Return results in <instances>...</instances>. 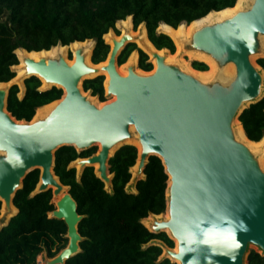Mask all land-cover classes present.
Returning a JSON list of instances; mask_svg holds the SVG:
<instances>
[{
  "label": "water",
  "instance_id": "1",
  "mask_svg": "<svg viewBox=\"0 0 264 264\" xmlns=\"http://www.w3.org/2000/svg\"><path fill=\"white\" fill-rule=\"evenodd\" d=\"M247 1L248 8L200 26L185 43L187 50L210 56L220 69L232 64L234 74L227 81H202L177 63L165 62L166 54H158L163 49L151 43L154 70L137 73L131 65L126 76L119 75L117 56L135 39L127 30L118 39L111 37L112 46L100 68L90 61L92 50L91 65L81 49L68 65L61 55L35 61L27 56L32 51L23 49L27 54L22 57L21 77L0 83V202L3 214L10 215L6 224L16 213L11 212L16 190L28 172L38 169L33 193L50 189L52 201L57 198V210L50 216L62 219L67 227L69 243L53 263L64 264L80 250L81 216L69 188L54 175L56 149L69 146L80 152L99 144L95 153L73 164L80 174L93 167L111 188L108 159L120 146L132 144L126 143L129 139L140 146L134 186L144 178L149 156L160 158L167 175L168 219H153L148 228L154 233L167 229L177 242V252L161 245L164 258L179 264H246L250 244L263 254L264 171L232 127L246 107L264 96V73L250 60L261 51L264 0ZM12 69L15 77L16 68ZM99 69L109 77L106 95L114 96L100 107L78 86L84 79L103 76ZM31 76L50 84L45 89L61 88L63 94L43 117L17 121L6 110L8 88L17 82L24 86Z\"/></svg>",
  "mask_w": 264,
  "mask_h": 264
},
{
  "label": "trees",
  "instance_id": "2",
  "mask_svg": "<svg viewBox=\"0 0 264 264\" xmlns=\"http://www.w3.org/2000/svg\"><path fill=\"white\" fill-rule=\"evenodd\" d=\"M236 0H0V83L14 77L12 67L17 64L14 52L49 50L56 45L74 41L93 40L90 61L98 64L106 59L109 46L103 35L118 20L131 17L134 28L144 24L146 36L156 49L175 50L171 38L157 32L160 23L176 28L190 23L211 11L234 6ZM135 45L128 43L117 56V64L124 63ZM256 64L264 73V58ZM151 63L138 50V68L151 70ZM191 67L207 70L202 61L194 60ZM104 77L84 79L81 88L104 101ZM40 80L31 76L24 80V92L12 84L8 88L6 110L17 121H30L38 107L59 100L61 88L40 89ZM245 136L259 141L264 135V96L250 104L238 116ZM96 152L95 147L77 152L62 146L54 153L53 172L60 183L69 188L81 219L77 232L82 238L79 251L64 264H175L160 258L161 245L173 247L165 232L149 231L141 222L149 215H159L166 209L167 175L159 157L149 156L144 178L135 183V193L128 192L137 148L132 144L120 146L108 159L112 174L110 191L105 189L93 167H85L79 179L70 164ZM39 180V170L26 174L16 190L12 204L16 213L0 228V264H35L43 251L53 257L67 242V227L62 219L49 214L55 209L51 190L33 193ZM1 209V202H0ZM158 241V242H157ZM246 264H264V256L250 251Z\"/></svg>",
  "mask_w": 264,
  "mask_h": 264
},
{
  "label": "bare ground",
  "instance_id": "3",
  "mask_svg": "<svg viewBox=\"0 0 264 264\" xmlns=\"http://www.w3.org/2000/svg\"><path fill=\"white\" fill-rule=\"evenodd\" d=\"M246 1L247 0H236L234 6L231 7V8H226V9H223V10H220V11H211L208 14H206L204 17L199 18L197 20H194V21H192V22H190L188 24L181 23L175 29L173 27L165 24V23H160L158 28H157V30L171 38V40L173 41V43L175 45L176 51H175V53L173 55H170L169 53L166 52V50L163 49L162 51H159L158 54H164L165 53L166 54L165 62L171 61V58L173 59L174 57H177L180 54L181 48L183 47L184 43H186L190 39L192 33L196 29H198L200 26H202L204 24L217 22V21H220L222 19L231 17L238 10H244L243 5L245 4ZM213 14H217L219 16V18L217 20L215 19L214 21H211L210 17ZM209 20H210V22H209ZM116 22H118V24L120 25L121 33H123L125 30H127L132 37L137 38V36H138V38L134 39V41H136V43L138 44V46L140 48H142L146 52L148 51V53L150 51H154L152 49V47H151L150 41L147 39L146 31H145V28L143 27V25L141 27H139L140 28L139 32L136 31V33H131V17L130 16H127L124 20H118ZM183 24H184V26H187V30L184 29L185 27L183 28ZM178 27H180V28H178ZM139 34H140V36H139ZM103 37L106 38V40H108L106 42L108 44H110V46H112V38L111 37H113L114 39H118L119 38L116 35H113L111 32H107L106 34L103 35ZM262 38H264V36L260 37L261 45L264 44V41L262 40ZM90 42L91 41H89V40L74 41V42H72V43H70V44H68L66 46L65 45L64 46L56 45V46L51 47L49 50H41L39 52H33L32 51L29 54H27L25 52V50H23L22 48H17V49L14 50V52L16 54V57L18 58V62H17V64L15 66L12 67V68H16V76L13 77L11 80L15 81L16 79L21 77V75L23 73V67H24V64H23V61H22V57H23V55H26V54H27L28 57L32 58L35 61H37L41 57L47 58V57H57L58 55H61V56L64 57V59L67 62V64L70 65V64H72L73 59H72V61H67V59L65 58L66 51L67 50L71 51V53L73 55L72 58H74L75 51L78 50V49H81L82 52H84V54H85L84 55L85 62L88 65H91V63L89 61V58H88L89 54H90L89 51H91L90 45H89ZM189 54H190V56L198 58L200 61L207 62V64H208V67L210 69L208 72L197 71V70L192 69L191 67L189 68L190 72L187 71V72L191 73L192 75H195L196 78H198V79H200L202 81H212V79L213 80H220V81H227L234 74V72H233L234 71L233 70L234 66L232 64H227L226 66H224L223 68L220 69V68L217 67V65L214 62V60L210 56H208V55H206L204 53L190 51ZM149 58H150L149 61H151L154 64V68H155V59L151 58V54L150 53H149ZM134 62H135V54H132L130 56L129 60L127 61V63H125L123 66L120 67L119 71H118L117 66H116V71L118 72L119 75L126 76L127 75L128 66H131V65L134 66ZM94 65H95L94 68H100V67L105 65V62H100V63L94 64ZM227 69H228L229 73L232 74L229 77L226 76L227 75L226 72L228 73ZM133 70L135 72H137V73H140V72L136 71L134 68H133ZM98 73H100V74L105 76L104 88H106V86L108 84V80H109L107 72L105 70L99 69ZM93 75L94 74H89V75H87V77H92ZM11 80L9 82H11ZM40 80L42 81V86H41L42 89H45V88L50 86V84H45L44 81L41 78H40ZM78 86H79V84H78ZM263 90H264V88H263ZM83 95H86V94L83 93ZM87 97L92 101V99L89 96H87ZM111 97H113V96H111ZM55 104H56V102L53 101V102H51V103H49V104H47V105H45L43 107L38 108L36 110L32 120L40 118V117H43L45 114H47V112ZM103 104H101L100 106H102ZM100 106H98V107H100ZM130 129L133 132V129L132 128H130ZM233 131H234L236 139L241 141V142H243L244 144H246V146H248V148L252 152H260V153L264 154V135L262 136V138L259 141H250L245 136L244 131H243L242 127H241V124H240V122L237 119H235V121H234V129H233ZM126 143H132L137 148V150H140V146H139V143L137 141H132V140L127 139ZM98 146H99V144H98ZM261 158H263V157H261ZM136 165L134 164L130 168V170L131 169L132 170H136ZM96 167H97V165L95 164L94 168H96ZM56 199L57 198H55V200H54L55 202H56ZM2 211L3 210L0 209V212H2ZM11 212L12 213L16 212V208L11 207ZM160 215L163 216L165 218V220L168 219L167 207H166V210L163 213L159 214V216ZM150 220L151 219L146 217V218L142 219L141 222L143 223V225L145 227H149ZM172 250H173V252H177V242H176V246ZM174 261H176V260H174ZM178 264H179V262H178Z\"/></svg>",
  "mask_w": 264,
  "mask_h": 264
},
{
  "label": "rangeland",
  "instance_id": "4",
  "mask_svg": "<svg viewBox=\"0 0 264 264\" xmlns=\"http://www.w3.org/2000/svg\"><path fill=\"white\" fill-rule=\"evenodd\" d=\"M250 6V2L249 1H246L245 2V4L243 5V8L244 9H246V8H248ZM219 18V16L217 15V14H213V15H211V17H210V20L211 21H214L215 19L217 20ZM210 20H209V22H210ZM142 25H144L143 23L142 24H139L136 28H134L133 27V25H132V22H131V29L132 30H136L137 32H139V27H141ZM144 27V26H143ZM185 27V28H184ZM178 28H180V27H178ZM183 28L185 29V30H187V26H184V24H183ZM108 32H111L113 35H120V34H122L121 33V29H120V25L118 24V22H115V24H114V26H113V28H110L109 30H108ZM139 36H140V34H139ZM137 38H138V36H137ZM137 38H135V39H137ZM103 39H104V41L106 42V41H108V40H106V38H104L103 37ZM262 40L264 41V38H262ZM89 41H91L90 42V49L92 50V48H93V46H94V41L93 40H89ZM88 42V41H87ZM107 43V42H106ZM132 44H134L135 45V49L132 51V52H134L135 53V62H134V66H133V68L136 70V71H138V72H144V73H149V72H151V71H153L154 70V64L150 61V63H151V70H149V71H143V70H141V69H139L138 68V50H140L139 48V46H138V44L136 43V41H133V42H131ZM108 44V43H107ZM108 46L110 47V44H108ZM175 47V46H174ZM89 49V50H90ZM165 50V49H164ZM175 51V50H174ZM90 52V51H89ZM166 52L167 53H170L168 50H166ZM189 50H187V48H186V46H185V43H184V45H183V47L181 48V52H180V54L177 56V57H174L173 59L171 58V61H169V62H173V63H177L181 68H183L184 70H186V71H189V68L191 67V62L192 61H194V60H197V61H200L198 58H195V57H193V56H190V54H189ZM192 53V52H191ZM130 55V54H129ZM72 53H71V51H69V50H67L66 51V54H65V58L67 59V61H72ZM148 57V60L150 59L149 58V56H147ZM128 58V57H127ZM258 58H264V44L263 45H261V51H260V53L259 54H256V55H254V56H251V58H250V60H251V62L261 71V69H260V67L256 64V60L258 59ZM127 60V59H126ZM205 64H206V66H207V70L206 71H203V72H208L210 69H209V67H208V64H207V62H204ZM226 66V65H225ZM188 69V70H187ZM233 70H234V68H233ZM227 71H228V69H227ZM190 72V71H189ZM234 72V71H233ZM262 72V71H261ZM226 76L227 77H229V76H231L232 74H230L229 73V71H228V73L226 72ZM195 76V75H194ZM217 76V75H216ZM104 77V76H103ZM40 80V79H39ZM213 80V79H212ZM82 83V82H81ZM81 83L79 84V88H80V90L83 92V93H85L87 96H89L91 99H92V101L97 105V106H100L101 104H103V103H106V102H110V101H112L113 99H114V96L113 97H111V96H107L106 95V92H105V89H104V101H99V99H98V97L97 96H91L90 95V92L89 91H87V92H84L83 90H82V88H81ZM4 86H6V88L9 86V84L8 85H4ZM17 86H18V88H19V92H18V96L19 97H21L22 96V94H23V92H24V86H23V84L21 83V82H17ZM41 86H42V81L40 80V89H42L41 88ZM104 88V87H103ZM234 121H235V119H234ZM234 121H233V124H232V127H233V129H234ZM95 148H96V151L99 149V146L98 145H96L95 146ZM138 151V150H137ZM257 157H258V159H259V164H260V167L262 168V170L264 171V154L263 153H260V152H253ZM261 157H263V158H261ZM79 159V158H78ZM78 159H76V160H78ZM75 161H73L71 164H70V166H73L75 169H76V178L77 179H79V175H80V170H79V168H78V165H76L75 164V166H74V163ZM137 164V160H136V162H135V165ZM134 172H135V170H130V173H131V178H130V180H129V182H128V184L126 185V190L128 191V192H132V193H134V192H136L135 191V186H134ZM105 189L107 190V191H110V188H106L105 187ZM52 199H54V198H52ZM53 204H54V206H55V211L54 212H56V210H57V206L55 205V201L53 200ZM53 212V213H54ZM53 213H50L49 215H52ZM10 217V215L9 214H7L6 216L3 214V211L2 212H0V228L2 227V226H4L5 224H6V222H7V220H8V218ZM147 218H149V219H151L150 220V223H151V221H152V219H155V220H158V221H160V220H165V218L163 217V216H159V215H155V216H152V215H149ZM149 227H147V229H148ZM165 233L169 236V238H171L170 237V235H169V233H168V231L166 230L165 231ZM171 240H172V242H173V247L172 248H174L175 246H176V241L173 239V238H171ZM158 242V241H157ZM68 243H69V237H67V242H66V245H65V247L63 248V249H61L58 253H56L53 257H48L47 256V254H46V252L45 251H43V252H41L37 257H36V261H35V264H53V263H55V259L60 255V253L62 252V250H64L66 247H67V245H68ZM163 246H165L164 244H162ZM250 251H258L259 253H261L259 250H258V248L256 247V246H254V245H252V244H250V245H248V247H247V250H246V257H247V255H248V253L250 252ZM262 254V253H261ZM263 256H264V253L262 254ZM160 258H164V253H163V250H162V254H161V256H160ZM171 262H173V263H175V264H178V262L177 261H174L173 259H169ZM59 264V263H58ZM60 264H62V262L60 263Z\"/></svg>",
  "mask_w": 264,
  "mask_h": 264
},
{
  "label": "flooded vegetation",
  "instance_id": "5",
  "mask_svg": "<svg viewBox=\"0 0 264 264\" xmlns=\"http://www.w3.org/2000/svg\"><path fill=\"white\" fill-rule=\"evenodd\" d=\"M124 20V19H123ZM159 26V25H158ZM158 28V27H157ZM175 29V28H174ZM157 32H159L158 30H157ZM131 33H136V30L134 31V30H132L131 29ZM117 36V35H116ZM148 39V38H147ZM175 46V45H174ZM175 51H176V48H175ZM175 51L173 52V53H169L170 55H173L174 53H175ZM132 54H135L134 52H131L130 53V55L128 56V58H127V60L124 62V63H122V64H120V65H118L117 66V69H118V71L120 70V67L121 66H123L125 63H127V61L129 60V58H130V56L132 55ZM192 68V67H191ZM193 69V68H192ZM208 69V68H207ZM195 70V69H194ZM198 71V70H197ZM206 71V70H205ZM203 72V71H202ZM104 76V75H103ZM104 81H105V76H104V80H103V86H104ZM85 94V93H84ZM47 105V104H46ZM43 106H45V105H43ZM43 106H41V107H43ZM38 108H40V107H38ZM37 108V109H38ZM36 109V110H37ZM36 110H35V112H36Z\"/></svg>",
  "mask_w": 264,
  "mask_h": 264
},
{
  "label": "crops",
  "instance_id": "6",
  "mask_svg": "<svg viewBox=\"0 0 264 264\" xmlns=\"http://www.w3.org/2000/svg\"><path fill=\"white\" fill-rule=\"evenodd\" d=\"M136 191V190H135ZM135 193V192H134Z\"/></svg>",
  "mask_w": 264,
  "mask_h": 264
}]
</instances>
